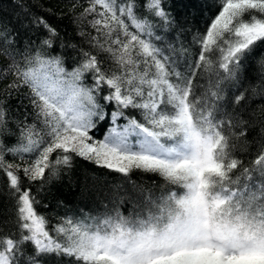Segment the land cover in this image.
I'll return each mask as SVG.
<instances>
[{"label": "snow or ice", "instance_id": "6c2138e0", "mask_svg": "<svg viewBox=\"0 0 264 264\" xmlns=\"http://www.w3.org/2000/svg\"><path fill=\"white\" fill-rule=\"evenodd\" d=\"M145 3L165 24L176 22L163 0ZM246 13L248 20L243 19ZM93 14L97 32L124 36L117 35L111 40L116 47L107 49L119 73L108 74L87 52L71 71L60 55L46 58L40 50L19 63L7 47L14 40L0 30V54L12 61L5 78L9 73L16 78L8 88L22 84L30 89L43 125L39 132L35 123L21 129L27 143L5 148L0 141V172L17 197L20 229L18 236L0 235V264H48L47 253L66 256L69 264H264V179L241 184V177L232 178L239 161L230 157L223 121L216 118L220 92L195 95L192 80L176 71L173 58L152 42V25L135 14V0H89L82 15ZM35 22L49 33L41 44L51 48V37L58 33L43 17ZM197 39L202 45L197 67L208 65L206 54L218 50L219 67L227 74L223 78H238L257 43L264 42V0H224ZM86 73L91 85L84 83ZM173 73L180 82L169 80ZM258 79L264 80V61ZM243 98L241 93L236 100ZM128 109L138 110L143 119ZM4 124L0 108V135ZM100 124H105L103 138L96 139ZM6 152L30 154L21 159L23 174L32 181L45 180L46 172L48 179L57 177L60 165L71 168L74 157H80L129 179L132 169L156 173L182 191L168 190L159 197L149 193L129 216L119 211L79 220L65 216L62 223L51 224L35 211L31 190L20 185L21 165L7 163ZM255 164L264 178V154ZM252 171L245 168L242 176L251 181ZM29 244L33 252L26 250Z\"/></svg>", "mask_w": 264, "mask_h": 264}, {"label": "trees", "instance_id": "16d2710c", "mask_svg": "<svg viewBox=\"0 0 264 264\" xmlns=\"http://www.w3.org/2000/svg\"><path fill=\"white\" fill-rule=\"evenodd\" d=\"M124 2L126 0H117L118 4ZM223 2L224 0H163L164 9L176 21L170 25L152 15L145 0H135V14L151 23L154 33L152 42L173 58L176 71L192 80L196 96H202L210 89L220 92L219 101H215V97L210 99L220 106L216 118L223 121L221 129L228 137L230 157L239 161L232 178L241 177V184H255L264 179L255 171L259 167L255 161L259 155L264 154V80L258 79L260 62L264 61V42L257 43L255 50L245 61L244 70L238 73V78H223L227 74L219 67L218 50L206 54L210 61L208 65L201 64L197 67L202 50L197 38L206 33ZM87 7L89 0H0V30L9 33V39L14 40L7 47L19 63L24 62L26 55L40 50L46 58L60 55L62 65L67 71H71L81 63L83 53L87 52L97 58L101 68L108 74L119 73L121 69L107 49L110 46L116 47L111 44V40L117 35L121 40H124V36L113 32L109 37L105 35V29L97 32L92 25L94 14L82 15ZM100 10L97 6V11ZM254 15L259 17L261 14ZM40 17L58 33L51 37L54 40L51 48L41 44V41L49 37V33L42 25L36 24V19ZM243 19L248 20L250 17L246 13ZM129 30L136 31L130 22ZM157 35L162 39L157 40ZM143 38L148 39L146 35ZM11 62L6 55L0 54V108L4 110L6 129L0 135V141L5 148L27 143L26 140H21V129L27 125L35 123L37 132L43 128L33 108L30 89L22 84L18 89L8 88L16 79L10 73L5 78L4 70ZM168 70H172L171 66ZM169 80L173 83L180 82L174 73L169 76ZM84 83H93L90 73L85 74ZM106 92L105 86V94ZM241 93L244 98L237 102L236 97ZM100 102L103 103V100L100 99ZM127 111H136L137 117L143 119L138 110ZM104 128L105 124H100L95 130L96 139L103 138ZM21 155L26 158L30 154ZM21 155L13 156L6 152L5 161L21 165L18 172L21 187L31 190L37 201L34 204L35 211L46 217L51 224L62 223L65 216L79 220L89 216L115 215L117 211L123 216H129L134 206L138 205L135 210H140L149 193L159 197L168 190L182 191L159 174L132 169L129 179L119 172L98 167L80 157H74L71 168L60 165L57 177L48 179L46 172L45 180L32 181L23 174L24 160ZM56 155L57 153H53L51 159L54 160ZM245 168L253 170L251 181L242 176ZM10 192L13 194L10 195ZM16 204L14 190L9 188L6 175L0 172V235H7L9 232L19 235ZM26 250L33 252L32 245H27ZM44 255L49 258L48 264H69L66 256L56 253ZM72 264H76L75 260Z\"/></svg>", "mask_w": 264, "mask_h": 264}]
</instances>
